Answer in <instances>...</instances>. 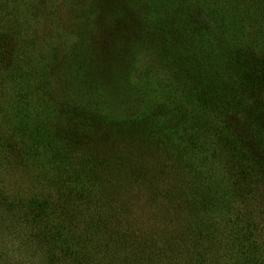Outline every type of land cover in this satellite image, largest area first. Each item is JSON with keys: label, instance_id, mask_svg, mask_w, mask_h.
Wrapping results in <instances>:
<instances>
[{"label": "rangeland", "instance_id": "obj_1", "mask_svg": "<svg viewBox=\"0 0 264 264\" xmlns=\"http://www.w3.org/2000/svg\"><path fill=\"white\" fill-rule=\"evenodd\" d=\"M4 31L16 36L26 50L21 53L17 47V63V56L10 54L0 63V127L15 147L10 150L13 163L0 174L4 178L5 168H14L28 181L20 195L10 192L9 214L0 208V238L19 242L24 227L16 218L31 213L27 206L32 205L28 200L32 196L51 202L55 210L63 193L57 170L36 168L29 174L35 162L23 163L16 154L24 142H40L37 131L42 122L31 115L24 133L11 137L13 117L26 115L28 105L66 155L78 158L84 154L71 129L76 110L89 122L81 135L91 142L97 166L104 164L97 185L103 180L99 195L111 199L105 211L126 212L114 226L106 213L97 216L101 222L114 228L130 216L125 229L156 242L158 248L163 242L177 243L182 236L190 251L184 259L188 264H195L197 257L192 245L214 232L208 264H235L234 254H228L223 243L232 227L233 208L222 212L224 221L219 225L218 218L207 231L202 211L187 208L189 194L212 196L221 186L222 173L191 174L185 189L171 193L175 180L170 175L179 177V166L195 169L201 163L202 156L192 154L190 139L196 138L200 146L210 144L203 129L209 123L198 120L196 112L194 116L193 104L202 95L220 99L221 88L235 85L238 68L234 53H229L232 48L250 47L257 55L264 54V0H0V34ZM85 59L81 71L78 62ZM252 97L249 107L251 101L264 103L263 89ZM221 105L222 101L213 110ZM235 120L238 135H259L245 112H236ZM194 125L197 129L189 133ZM6 183L12 188L8 179ZM256 190L264 196V187ZM230 195L234 198V191ZM188 215L196 216L201 225L193 216L188 230L182 231L179 225L182 218L189 222ZM94 217L78 219L84 233L100 223ZM259 224L263 230L264 223Z\"/></svg>", "mask_w": 264, "mask_h": 264}, {"label": "trees", "instance_id": "obj_2", "mask_svg": "<svg viewBox=\"0 0 264 264\" xmlns=\"http://www.w3.org/2000/svg\"><path fill=\"white\" fill-rule=\"evenodd\" d=\"M1 33L0 63H3L4 58L9 54L12 58L17 56V47L20 46L21 53L26 50V46L10 31ZM207 41L212 44L210 39ZM10 45L15 47L10 50ZM232 50L233 52L229 53L231 55L234 53V64L238 68L235 72L237 79L235 85L233 84L232 89L221 88L220 99L215 95L212 98L207 96L203 98L202 95L197 96L193 104L194 116L196 112L197 116L201 117L198 120L209 123L203 129H206L211 142L200 146L197 144V139L191 137L192 154L197 157L202 156L201 163L195 169L192 166H179L181 169L179 177L170 175L175 180L172 182L170 193L185 189L188 184L187 178L191 174L196 177L197 174L221 172V186L218 190L214 189L215 193L213 191L212 196L208 192L207 197L197 198L193 194L190 197L189 194L187 208L202 211L206 231L209 230V224L216 223L218 218L221 219L218 221L220 225L225 219V217L222 219L223 214L233 208L232 227L229 228L223 243L227 253L234 256H227V253L226 256L232 257L231 262L234 261L235 264H264V229L261 230L259 224L264 223V196L260 197L256 190L257 187H264V103L251 101L252 106L249 107V101L253 99L252 95L257 96L262 89L264 91V54L259 56L257 51L255 53L250 47L248 50H235V48ZM18 60L17 56L16 63ZM82 61L78 62V68L84 71L88 59ZM19 77L22 78V75ZM247 86L254 88L253 91H249ZM248 93L250 94L246 96L245 94ZM221 101L223 105L213 110V106ZM22 105L24 106L23 103ZM25 110L26 115L13 117V130L10 136L23 134V129L26 130L29 125L27 119L32 115L42 122L40 130L37 131L40 142L29 145L24 142L20 147L17 146L16 154L19 156L21 154L23 163L35 162L29 174L36 168L41 171L45 167L58 171L60 177L58 186L63 189L59 201L62 202L52 210L51 202L37 201L38 197L35 196L28 199L32 204L27 206L31 213L16 218L18 225L24 227V233L18 237L19 242L15 245L13 242L17 241L16 238H0V264H188L184 259L190 256V251L182 242V236L177 243L167 241L168 244L171 243L170 245L166 242L162 243L160 239L162 247L158 248L156 242L146 240V237L143 238L132 230L128 232L129 230L125 229L130 216L126 217L127 223H118L121 226L114 228H108V222L103 223L97 218L101 213H106L112 217L114 226L117 224L116 219L124 218L122 215L125 216L126 212L122 210L114 212L108 209L105 211L110 206L111 199L103 200L99 195V189L103 188V180L97 185L101 180L100 171L104 170V164L97 166L95 156L91 154L93 149L91 142L81 135V131L89 125L87 117L74 111L75 116L72 121L74 124L71 129L77 133L76 145L82 147L84 154V157L81 155L74 158L67 156L55 136L47 128H43L45 122L39 118V115H33L28 105ZM241 111L245 112L251 126L258 128L259 135H238L239 126L235 115L236 112ZM66 114L68 115L67 111ZM194 127H190L189 133L195 132L197 127L195 125ZM5 135V130L0 127V169L13 163L11 157L13 154L10 150L13 149L14 144H11V139ZM67 146L63 147L68 148ZM91 165L95 168H89ZM2 175L4 178H1L0 174V208L3 213L9 214L8 209L12 206L9 195L23 193L21 186L28 180L24 181L20 178L14 168L13 170L5 168ZM7 179L11 182L12 188L6 186ZM231 191H234V198L230 195ZM58 209L69 212L67 214L55 212ZM1 216L0 214V221ZM188 216L189 222L186 223L182 218L179 225L182 231L188 230L190 217L194 215ZM93 217L100 223L94 224L91 230L84 233L78 226V219L89 221ZM194 219L196 224L201 225L196 216ZM131 229H133L132 225ZM213 235L214 232H209V238L204 236L197 246L192 245L195 248L193 253L197 256L194 259L195 264H208L212 259ZM10 246L13 249L11 252Z\"/></svg>", "mask_w": 264, "mask_h": 264}]
</instances>
